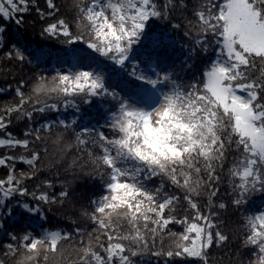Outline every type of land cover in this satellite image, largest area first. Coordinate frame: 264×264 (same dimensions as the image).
<instances>
[{
  "label": "snow or ice",
  "instance_id": "snow-or-ice-1",
  "mask_svg": "<svg viewBox=\"0 0 264 264\" xmlns=\"http://www.w3.org/2000/svg\"><path fill=\"white\" fill-rule=\"evenodd\" d=\"M0 172V264H264V0H0Z\"/></svg>",
  "mask_w": 264,
  "mask_h": 264
},
{
  "label": "trees",
  "instance_id": "trees-1",
  "mask_svg": "<svg viewBox=\"0 0 264 264\" xmlns=\"http://www.w3.org/2000/svg\"><path fill=\"white\" fill-rule=\"evenodd\" d=\"M31 23V20L29 21ZM28 39L33 40L35 42L34 46L36 44L40 43V37H39V26L37 25L35 29L33 30L32 28H29L28 32L25 33ZM0 175H2V172H0ZM81 192H83L85 195L88 194V189L87 188H81Z\"/></svg>",
  "mask_w": 264,
  "mask_h": 264
}]
</instances>
